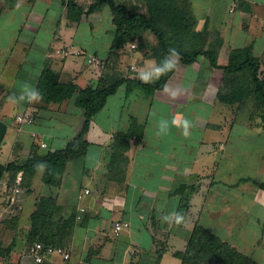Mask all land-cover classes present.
<instances>
[{
  "label": "crops",
  "instance_id": "crops-1",
  "mask_svg": "<svg viewBox=\"0 0 264 264\" xmlns=\"http://www.w3.org/2000/svg\"><path fill=\"white\" fill-rule=\"evenodd\" d=\"M71 1L88 9L98 0ZM115 2L148 13L146 0ZM188 2L195 30H207L206 49L216 51L218 65L227 66L233 51L250 47L264 79V0ZM115 33L106 4L76 21L61 0H0V165L63 150L81 131L84 111L74 99H10L25 84L37 89L45 68L62 84L84 90L137 80L146 63L157 62L158 40L146 31L117 52V62L108 63ZM90 56L103 64H90ZM238 76L214 68L205 56L190 65L179 59L166 84L182 94L174 99L162 90L129 91L123 83L92 119L87 153L66 164L58 186L45 184L38 168L31 192L18 194L11 208L6 197L20 189L23 172L13 180L11 173L1 175L0 264H39L29 254L36 243L70 256L55 253L40 264H181L176 254L185 251L197 225L264 264V124L254 111L257 96L249 93L235 104L219 99L249 88ZM23 115H33L35 122L19 124ZM178 116L191 122L190 136L175 126L157 135L161 120ZM41 198L53 199L58 208L45 215L56 240L43 225L29 238ZM174 213L184 217L181 224L164 222ZM116 224L122 226L118 234Z\"/></svg>",
  "mask_w": 264,
  "mask_h": 264
},
{
  "label": "trees",
  "instance_id": "trees-1",
  "mask_svg": "<svg viewBox=\"0 0 264 264\" xmlns=\"http://www.w3.org/2000/svg\"><path fill=\"white\" fill-rule=\"evenodd\" d=\"M61 1L67 7L69 16L76 21L90 17L105 4L109 6L116 33L108 63L117 62L119 58L117 52L124 45L134 42L141 33L151 31L158 40V47L154 50L157 63L162 61L171 49H175L185 65H190L200 56H205L214 68H223L226 74L232 77L239 75L238 77L245 78L250 85L248 89L244 86L243 89L237 91L234 89L226 96L219 94V99L225 103L235 104L245 99L249 93H255L257 101L254 104V111L261 115L264 124V79L260 78V63L253 56L252 49L249 47L233 51L229 64L220 67L216 51L206 49L207 30L201 32L195 30L196 20L189 9L188 0H146L147 14L129 11L125 6L118 5L115 0H98L88 9L78 6L71 0ZM173 72L160 78L154 85L144 84L139 79L119 80L108 86L79 90L73 84H62L59 75L53 73L48 67L45 68L37 86L43 100L46 103H59L74 99L76 106L84 111V124L78 135L68 143L65 149L50 152L44 157L35 156L21 165H0V176L8 172L11 173L10 177L13 180L20 171L23 172L20 195L24 197L31 192L32 178L39 168L38 165L43 164L45 165L43 168L44 183L49 186H58L66 164L87 153L86 136L92 119L105 107L108 98L114 95L123 83L127 84L129 91L140 88L148 94H153L163 89ZM236 81L238 82V79ZM124 138L128 139V136ZM262 188L264 189V184ZM38 208L39 211L31 217L33 228L30 240L40 234V225L49 228L52 219L45 216L47 211H50L48 214H53L58 210L55 201L49 198H41ZM51 232L53 233L51 228L47 229V235L52 240H56V236L49 235ZM52 240L51 242L46 240L47 245L54 244ZM176 256L181 264H258L216 234L198 225L189 234L185 251L177 253Z\"/></svg>",
  "mask_w": 264,
  "mask_h": 264
},
{
  "label": "clouds",
  "instance_id": "clouds-1",
  "mask_svg": "<svg viewBox=\"0 0 264 264\" xmlns=\"http://www.w3.org/2000/svg\"><path fill=\"white\" fill-rule=\"evenodd\" d=\"M180 59V54L175 49H171L168 55L160 62H148L146 63L137 73V78L144 84H151L163 76L175 71L178 67V62ZM163 93L172 97L178 98L183 90L181 88H172L168 84H165ZM12 102H28V103H39L43 96L38 89L31 87L28 84L23 86V91L19 95H14L10 98ZM170 126H175L179 129L184 137H188L191 134L192 124L189 120L182 117H175L171 122L167 120H161L158 124L157 135H166L170 131ZM40 169H43L45 165H38ZM164 222L171 225L173 222L177 225L181 224L184 217L179 213H174L172 215L165 216L163 218Z\"/></svg>",
  "mask_w": 264,
  "mask_h": 264
},
{
  "label": "built area",
  "instance_id": "built-area-1",
  "mask_svg": "<svg viewBox=\"0 0 264 264\" xmlns=\"http://www.w3.org/2000/svg\"><path fill=\"white\" fill-rule=\"evenodd\" d=\"M131 50L136 49V45H131L130 46ZM89 63L90 64H95L98 66H101L103 64V61L99 59L97 56H90L89 58ZM18 122L21 125H24L26 123L32 124L35 122V117L33 115H23L18 118ZM33 136H36V134H32ZM45 147V145H42ZM20 182V181H19ZM8 192V191H7ZM20 194V189L19 187H14L12 189L11 193H8L6 197V206L14 208L17 202V195ZM122 226L121 224H116V232L117 234L121 231ZM55 253L58 254H64L65 259H69L68 253H65L64 250L60 247H50L46 246L43 243H36L34 244L33 247L29 249V254L30 256L34 259L36 263H42L48 256L53 255Z\"/></svg>",
  "mask_w": 264,
  "mask_h": 264
},
{
  "label": "rangeland",
  "instance_id": "rangeland-1",
  "mask_svg": "<svg viewBox=\"0 0 264 264\" xmlns=\"http://www.w3.org/2000/svg\"><path fill=\"white\" fill-rule=\"evenodd\" d=\"M5 216H6V215H4V216H3V217H4V219H6V218H5Z\"/></svg>",
  "mask_w": 264,
  "mask_h": 264
}]
</instances>
